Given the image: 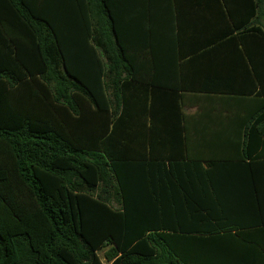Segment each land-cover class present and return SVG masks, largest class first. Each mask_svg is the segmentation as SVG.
<instances>
[{
  "label": "trees",
  "instance_id": "16d2710c",
  "mask_svg": "<svg viewBox=\"0 0 264 264\" xmlns=\"http://www.w3.org/2000/svg\"><path fill=\"white\" fill-rule=\"evenodd\" d=\"M121 1L0 0V264H252L257 246L235 226L165 215L181 203L166 206L163 190L179 188L192 209V184L180 179L208 178L216 164L160 151L169 136L186 148L183 104L169 106L163 124L154 119L144 56L157 42L129 37ZM222 1V38L238 33L230 40L264 99L256 9ZM254 122L243 143L249 161L264 144Z\"/></svg>",
  "mask_w": 264,
  "mask_h": 264
},
{
  "label": "crops",
  "instance_id": "0c3cea01",
  "mask_svg": "<svg viewBox=\"0 0 264 264\" xmlns=\"http://www.w3.org/2000/svg\"><path fill=\"white\" fill-rule=\"evenodd\" d=\"M122 1L117 15L122 24L130 26L129 37H152L157 42L158 49L144 56L149 91L145 102L155 106L154 119L163 124L171 118L166 115L171 110L169 106L183 104L186 148H173L172 138L167 136L160 151L175 149L179 158L200 162L205 168L216 164L208 178L200 175L180 179L186 186L192 184V209L183 203L179 188L171 189V194L165 188L162 199L166 206L171 205L174 197L181 203L177 212L171 206L165 207V215L179 218L193 215L194 226L198 228L215 224L214 221L202 223V215L212 220L220 218L224 226H235L232 232L238 228L255 243L258 254L255 259H249L250 263L264 264V144L255 151V159L243 158L245 135L252 122L255 121V126L261 121L259 114L264 110V99L256 96L260 86L242 47L230 40L238 33L222 38L230 30L222 10L224 2ZM228 4L232 10L254 7L256 13L251 26L264 33V0H228ZM246 13L242 11L244 18ZM253 57L259 63L260 54ZM258 126L264 129V122ZM224 162L228 163L220 165ZM247 164L251 168H246ZM199 210L201 213H195ZM246 260L234 259L229 263Z\"/></svg>",
  "mask_w": 264,
  "mask_h": 264
},
{
  "label": "rangeland",
  "instance_id": "374dc122",
  "mask_svg": "<svg viewBox=\"0 0 264 264\" xmlns=\"http://www.w3.org/2000/svg\"><path fill=\"white\" fill-rule=\"evenodd\" d=\"M104 251H101V256H103Z\"/></svg>",
  "mask_w": 264,
  "mask_h": 264
}]
</instances>
